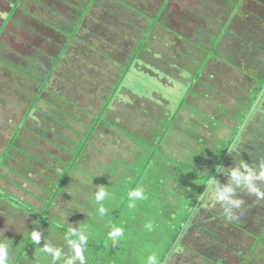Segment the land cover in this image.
<instances>
[{"label":"rangeland","instance_id":"obj_1","mask_svg":"<svg viewBox=\"0 0 264 264\" xmlns=\"http://www.w3.org/2000/svg\"><path fill=\"white\" fill-rule=\"evenodd\" d=\"M123 1L152 18L165 5L164 25L158 26L147 42L141 58L143 62L126 77L111 110L88 141L77 169L61 187L62 174L73 161L72 152L86 142V135L91 134L103 103L129 63L134 52L132 36L139 42L150 19L141 17L138 12L128 15L115 0L96 1L97 7L84 19L79 41L73 44L65 55L67 58L52 73L49 89L42 95V99L53 106L45 109L42 102L39 104L38 111L44 108L46 116L41 114L43 112L30 113L32 101L40 92L42 76L52 72L67 45L70 29L67 22L78 21L81 10L92 7L91 0H23L19 3L18 0H0V190L27 204L26 207L42 212L46 208L45 201H50L60 187L49 212L52 224L61 223L81 233L86 231L83 229L86 222L88 234L98 243L117 218L116 230H120V236L112 243L126 248L129 256L133 253V257L120 259L125 264L130 261L148 264L151 255L156 256V264L160 263L166 249L171 247L173 236L191 215L187 226L194 228L186 244L193 252L179 249L178 256L170 264H211L206 258H215L220 264H243L261 234L262 222L259 224V218L253 214L260 211L259 216H264V209L260 208L264 206V199L259 201L262 199L259 197L258 202L254 193L233 177L260 187L264 184L262 176L258 174L256 179L254 174L242 169L247 158L255 153L257 135L250 137L246 133L243 136V144L237 148L238 155L234 154L232 161L224 167L234 176H219L215 189L202 201L200 212L190 210L188 189L179 186L180 181L174 182L169 175L179 170L182 177L188 178L186 182L182 181L184 184L191 181L189 173L196 169L209 176L217 164L218 148L232 136L240 123V115L261 87L260 77L256 75L264 73V65L258 62V59L264 60L261 58L264 56L263 38L258 37L257 53L253 56L259 58H254L255 61H252L250 48L253 49V42L255 49L253 38L258 33L264 35V0ZM239 5L241 8L236 13ZM105 9L112 11V16ZM12 12L13 18L9 19ZM113 15L122 19L121 22L117 20L115 29L121 31L128 27L131 39L109 38L113 40L107 46L102 37L109 33H103L104 28L97 25L101 20L109 24ZM232 18V29L216 52L222 60L211 59L201 79L194 80L204 69L207 53L221 33L223 20ZM89 39L105 46L106 53L116 57L120 66L116 63L99 66L92 61L96 60L97 54L85 49L90 56L87 55L83 66L77 69L81 74H71L69 62H77L75 58L84 50L82 42ZM97 66L106 72L107 80L103 79L104 73H92L98 70L94 69ZM19 70L23 74H19ZM73 78L79 87L76 95L70 94L67 85ZM97 84L102 85L101 95L89 97V89ZM65 89L68 97L64 100L51 95L52 91L63 92ZM191 89L193 95L178 115L180 105ZM258 108L264 109L263 102ZM261 115L252 114L254 122L249 119L254 123L251 132L261 127ZM167 130L170 131L161 147L166 159H153L141 176L145 159L151 152L144 143L155 146ZM16 133L19 137L14 141ZM242 154L246 158L243 159ZM133 181H138L141 195L128 201L126 187ZM101 188L104 196L97 200ZM1 197L0 244L6 248L5 262H14L23 251L24 264H52L53 252L40 251L47 246L60 254L53 264H69V261L83 264L79 258H72L75 241L48 225L38 229L40 221L34 214L12 204L7 197ZM208 212L229 217L231 221L235 219L236 226H225L223 219L213 218ZM33 232H37L40 239L28 248L26 241ZM141 233L150 237L159 234L164 241L142 242L143 253L135 250L137 246L127 247V242L143 239ZM263 250L257 248L260 257L255 254L256 257L251 258L252 264H264ZM81 251L88 259L96 250L91 252L82 248ZM150 251L154 253L150 255ZM105 259L108 261L99 260L94 264H108L114 260L111 257ZM84 264H87L86 259Z\"/></svg>","mask_w":264,"mask_h":264},{"label":"trees","instance_id":"obj_2","mask_svg":"<svg viewBox=\"0 0 264 264\" xmlns=\"http://www.w3.org/2000/svg\"><path fill=\"white\" fill-rule=\"evenodd\" d=\"M21 1H23V0H18V3L21 2ZM96 1H98V0H91V4H92L91 6L92 7H89L88 10H87V8L85 10H81L80 16L78 18V21L70 20L69 22H67V23H69L68 27H70L69 34L66 36V33H64L65 31H62L64 33V35L67 37V39H68L67 45H66L65 49L62 51V53L59 56L58 60L56 61L55 65L53 66L52 72L50 74H48V75L45 74V75L42 76L43 80H41L40 85H39L41 87V89H40L39 94L32 101V106L30 108V113H34L35 111H37V112H43L41 114H46V116H48V114L46 113L45 109H47V108L48 109H52L53 106H52V104L49 101L43 100L42 99V95L49 89L48 82L50 83V81H51V79L53 77L52 73L58 68V65L63 60H65L67 58V57H65V55H67L69 53V50L73 47V44L77 43V40L79 41V37H81V36H79V33H80L81 28H82L84 19L86 17L90 16L89 13L94 7H97L96 6ZM115 2L118 5H120L121 7L125 8V10H127V12H128V15L130 13H133V14L137 15V12H138V14L141 17H144V18L146 17L145 14H142L140 11L135 10L132 5H127V3L125 1H123V0H115ZM240 8H241V5H239L236 13H238ZM165 9H166V6L164 5L159 10L158 15H156V17H153V18L151 16H149V17L147 16L146 17V18L150 19V25L146 29L144 37L142 39H140L139 42H136L135 39H133V36H132V39H131V36L129 35V31L130 30H128V27H125V28L121 29V31H117L115 29V27L118 26V23H116L117 20H119V21L122 20L121 16L120 17H118V16L114 17V15H113V18L111 19V22H109V24L107 22H104L103 20H101V24L99 23L97 25V27H99V28H102V27L104 28L105 32H103V33H105V34L109 33L106 36L102 37V39L105 40L107 46H109V44L111 43V40H113V39H109V38H115L117 41H119V39L127 41L130 38L131 39L130 41L132 42V45L134 47V49H133L134 52L130 56V60H129V63L127 64V66H124L123 72L119 76V79H118V81H117V83L115 85L114 90H112L110 92V95L106 98V101L103 103L102 112L96 118V120L94 122V125H93V127L91 129V134L86 135V142H84L82 145H78L77 146L78 148L76 149V151L72 152L73 161H72L71 164L68 165V169H66L63 172V174H62L61 182L59 184L61 187L66 183L67 179L70 178V175L72 174V172L75 169H77V163L80 161L81 157L83 156V153H84V151H85V149H86V147L88 145V141L92 137L93 132L95 131L96 127L99 126L100 122L104 121V119L106 118L107 113L111 110V106L114 103V99L118 95L119 90L122 88L126 77L131 73L132 69L136 65H140L141 62H143L141 58H142L143 53L147 49V46H146L147 42L151 39V37H152L154 31L156 30V28L158 26H163L164 25V20L162 18V15H163ZM105 11H106V9H105ZM110 12H112V11H110ZM110 12H107V13L112 16V13H110ZM236 13H235L234 18H236ZM13 15L14 14L12 12V14L9 16V19L13 18ZM126 15H127V13H126ZM128 17L130 18V16H128ZM234 18H232L231 20H228V19H226V20L224 19L223 20L224 23L221 25V33L215 39V42L212 45V49H210L209 52L207 53L208 57L204 61V65H203L204 69L201 70L197 76H195L194 80L198 81V80L201 79L202 73H204L206 67L208 66V62L211 59L217 60V58H218L219 60H222L220 58V56L218 54H216V52L219 49L220 43H221V41H223L224 36L226 34H228L230 32V30L232 29L231 27L233 26L232 22L234 21L233 20ZM128 26H129V24H128ZM132 27L134 29L137 28L135 26H132ZM60 29L62 30V27H60ZM70 30H73V31L70 33ZM260 32H262V30ZM259 34L260 33H258L253 38V40H255V49H254L253 42H252V45H251V46H253V49L250 48V54L252 55L251 56L252 57V61L254 60V58H257V59L259 58L258 56H253L255 53H257L256 50L258 49V47H257L256 44H259V42L257 41L258 37L259 38H263V41H264V35L260 34L261 35L260 36ZM248 40H249V38L246 39L245 42L248 41ZM91 42L93 43L92 46H91ZM250 44H251V42H250ZM82 45L84 47V50L82 49L81 54H78L77 57L75 58V59H77V62H75L76 64L74 63L73 60H72L71 63L69 62V64L71 65V66H69L71 68V74H74V75L81 74V72L77 73L78 72L77 69L79 67L83 66V64H84L83 60H85V58L88 57L87 55L90 56V54L85 52V49L91 50L93 54H95V53L97 54L96 60H92V61H96V63L99 66H102V67L103 66H108V64H110V63H113V64L116 63L117 65L120 64L117 61V58L114 57L113 55L111 56V54H109V53H106L105 50L107 48L105 46H103V45H99L98 42L96 43L94 40H90L89 39V40H84L82 42L81 46ZM100 51H102V52H100ZM261 58H264V56H262ZM258 62L260 63V65H264V60L263 59H258ZM230 66H232V64H230ZM12 68H13V66H12ZM94 69H98V70H95L92 73H95L96 71H97V73H100V74L104 73V78L103 79L107 80V78L105 76L106 72L103 71V69L100 70V68H98V66L96 68H94ZM19 72H20V70H19ZM19 74H23L22 71ZM95 77H98V76H95ZM256 77H260L258 79V81H260L262 85H261V87L257 88L258 90H256L257 93L255 95V98L253 100H251V103L248 104V106L245 107L244 113L242 115H240V117H241V118H239V122L240 123H239L238 127L236 129H234V131L232 132V134H231L232 136L227 141L224 142V144L222 145V148H218L217 164L213 168V171L211 172V174L209 176H204V175L201 174V172H199L196 169V170H194V172L189 173V180H191V181L188 182L187 184H184L183 182H186V178L187 177H185V176L182 177L181 176L182 172H180L179 170H175L172 173V175L171 174L169 175L167 173V175H169L173 179L174 182L180 181L179 186L183 185L185 188L188 189L186 192H188L187 195L189 196V199L191 197V200L188 201V205L187 206L190 207V210L192 212H195V211L200 212L202 210V207H203L202 206V201L208 196L210 191L215 189L216 184L219 183V176L221 174H224V175L226 174V176L227 175L228 176H234L231 173L227 172L224 167H225V165L228 162L232 161V159H233L232 157H234L236 154L238 155L237 148L243 144L242 138H243V136L246 133L249 134L250 137H253V136L257 135L258 138H256V139H258V141H256L255 153L253 152V154H251L247 158V163L242 166V169L246 170V171L248 170L251 174H254L256 179H257V177H259V175L262 176V181L264 183V175H261L262 173H264V109L258 108L260 103L262 104V102H263V105H264V98H262V95L264 94V73L256 75ZM74 79L75 78H73V81H70L68 83L66 82V83H67L69 89H71L70 90V94L74 92L73 94L76 95L78 93L77 91L79 90V87H78V82L74 81ZM72 84H74V85H72ZM101 87H102V85L97 84V87H93V89H89L90 90L89 93H91V94H89V97H97L96 95L100 94V90L99 89H101ZM60 91L61 90H57V92L52 91L51 95H53V96H55L57 98H60V100L61 99L64 100L65 97H68V96L65 95L66 92H67V89H65L63 92H60ZM191 94L193 95V89H191L189 91L187 98L180 105V110L177 112L178 115H179V113H181L182 109H184V107L187 106V102L186 101L189 99V96ZM41 102L43 103L45 109L43 108V109H40L41 111L40 110L38 111V108L40 107L39 104ZM252 114L253 115L262 114L261 117H260V120H259L260 121L259 124H261V127H259L258 131H252L251 132V128L253 126L252 124H254V123H251L249 121V119L253 120V122L255 120L253 118L251 119ZM29 117H31V114L27 116V118H29ZM54 120L55 119H53V121ZM172 129H170V130L173 131ZM169 131L167 130L166 131L167 133L165 132V133H163L162 136H160V138H159V140H158V142H157V144L155 146H150V145H147V144L144 143L146 148H148V147L150 148L151 152H150L149 158L145 159V165L142 168L143 170L141 172V176L143 175L144 170H147L151 166V162L154 161L153 159H155V160L166 159L164 153L161 151V147L164 144L165 138L167 137ZM18 137H19L18 133H16L13 140L14 141L17 140ZM198 143L201 144V142H198ZM241 157L243 159L246 158L245 155H243V154L241 155ZM204 158H201L200 160L204 161ZM238 165H240V164H238ZM233 179L236 180L239 184L244 185L250 191H252L251 187H255L257 189V192H253L252 191L254 193V198L257 199V198L261 197L262 199H259V201H262L264 199V196H260V195L257 194V193H264V184L260 187V186L253 185V184H251L249 182H244V180H242L241 178H238L237 176H234ZM134 181L131 182L130 187H126L129 190L128 201L131 200V199H134V197H135L134 195H131V193L139 191V189L137 188L138 187V185H137L138 181L137 182H134ZM250 185H251V187H250ZM56 191L57 192L54 194V197L52 199H50V201H45L46 208L42 212H40V211H38V210H36L34 208H31V207L30 208L26 207L27 204L17 201L16 198H13L12 196L7 195L4 191L2 192L0 190V196L7 197L8 199H10L12 204H16V206H18L20 209H22V210H24L26 212H29L31 214H34V216H36L39 219V221H40V223L38 224V229H41V228H43V226L48 225V226L58 230V233L59 232L62 233L64 236H66L67 238L72 239L75 242L78 241L79 235H84L85 236L84 248H87V250H89V251L92 250L91 252H93V250H96V251H94L93 256H91L90 258L87 259V257L85 258V256H84V259H86L87 264H92V263L94 264V263L98 262L99 260H106L105 258H109V257L114 258V260H113L112 263L110 262L108 264H125V263L122 262V260H120L122 257L123 258H124V256L133 257L132 256L133 253H131L130 256H129V253H127V249L126 248L122 247V245H119V244H116V243H112L113 241L108 238L109 233L115 231L116 228H117L116 226H118L117 222H115V221H117V218L113 221V223L111 224L110 227H107L108 229L106 228L107 231L105 232V234L102 236L101 240L99 241L100 243H98L97 241H93V239L95 240V238L91 237L88 234L87 229L89 228V225L86 222H85L86 225H84V227H83V229H85L86 231L85 232L82 231L81 233L78 232V231H74V230L70 229L69 227H67L64 224H61L59 222H57V223H59V225H55L54 226V224H52L53 223L52 222L53 219L49 217V212L52 209V207L54 206V204H55L54 198L57 197L58 193L61 191V188L58 187V189ZM257 201H258V199H257ZM260 208L264 209V206H261ZM224 209H226L225 206H224ZM221 210H222V208H221ZM209 211H213V210H209ZM96 212H95V214L98 215V213H96ZM248 212H250V211H248ZM258 212L261 213L260 211H258ZM258 212L256 211L253 215H255V216H257L259 218V220H260L259 224H261V222H262V224L260 225L261 234L256 239L255 247L250 249V253H251L250 257H246L245 261L243 262V264H252L253 262H252L251 258L252 257H256L255 254L260 257V255H258V253H256L257 248L264 249V216H262V215L259 216L260 214ZM208 213H210V215L213 218L217 217L218 219L221 218L220 220L223 219V221L225 223V226H227V225L228 226H232V227L236 226V223H235L236 220L235 219H233L231 221L229 217H223L222 218L220 216H217L216 212H212V213L208 212ZM251 213L252 212H250V214ZM197 215H198V213H197ZM191 218H192V215L187 217L185 223L180 227L179 231H177L176 234L173 236L174 238H173V240L170 243L171 247L166 249V251H165V253H164L163 257H162V260L158 264H170L172 259L174 257L178 256V254H176V253H178L177 251L179 249H184L185 251L189 250L190 253L193 252L192 248H189L187 246V244H186V242H188L187 238L188 237L190 238V231H191V229L194 228L192 225L191 226H187V224H189V222L191 221L190 220ZM56 221H58V220H56ZM242 225H244V222H243ZM118 228H123V227H118ZM136 228L140 230V227H136ZM222 228H224V225H222ZM106 229H104V231ZM141 232H144V231H141ZM155 233H157V231ZM141 234L143 236V239L140 238L139 241H136V242H134V241L127 242L128 243L127 247H131L132 248V246H137V248H135V250L140 252V253H143V251L140 249V244L142 245V242H149V244H150L152 241H154V242H162V241H164V238H162L159 234H157V235L154 234L155 236H153V237L145 236L144 233H141ZM210 234H211V232H210ZM26 245L28 246V248L33 247L34 244H33V241L31 240V238H29L26 241ZM114 249H116L117 253H116V251H114ZM152 252L153 251L149 252L150 255L152 254ZM232 253H233V255H236V252L233 251V250H232ZM262 255L264 256V254H261V256ZM124 260H125V258H124ZM206 260L209 263H211V264H220L219 261H217V262L215 261L216 260L215 258L214 259L213 258H211V259H207L206 258ZM25 261H26V256H25L24 252L22 251L21 253H19L16 256L14 262H10L8 260V261L5 262V264H24ZM106 261H108V260H106ZM126 261H128V260L126 259ZM133 262L134 261H130L127 264H133ZM40 264H44V263H40Z\"/></svg>","mask_w":264,"mask_h":264},{"label":"clouds","instance_id":"obj_3","mask_svg":"<svg viewBox=\"0 0 264 264\" xmlns=\"http://www.w3.org/2000/svg\"><path fill=\"white\" fill-rule=\"evenodd\" d=\"M261 175H264V173H262ZM250 187H251V185H250ZM251 190L253 192H257V189L255 187H251ZM257 194L260 195V196H264V193H257ZM131 195L140 196L141 193L139 191H136V192L131 193ZM103 196H104V189L101 188L99 193L96 196V199L99 200ZM236 203L238 204L239 202H236ZM148 228L151 230L152 225L149 224ZM119 235H120V230L117 229V230H115L113 232H110L108 238L111 239L112 241H114L115 238L117 236H119ZM39 239H40V236H39V234L37 232H33L31 234V240L32 241H37L38 242ZM84 244H85V236L84 235H79L78 241L73 244V249H74L75 255L72 257L73 259L79 258L83 262V264H84V255H82V251L81 250H82V248H84ZM40 251H42L44 253L53 252V255L51 256L52 257V264H53V261L56 258H58L59 255H60L58 251H54L53 249L47 248V246L44 249H40ZM6 254L7 253H6L5 246L3 244H0V264H5ZM69 264H71V261H69ZM148 264H156V256L155 255H151V256L148 257Z\"/></svg>","mask_w":264,"mask_h":264}]
</instances>
